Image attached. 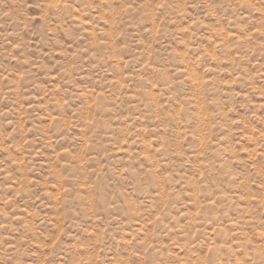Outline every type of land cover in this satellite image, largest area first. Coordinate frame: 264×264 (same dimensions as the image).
<instances>
[{"label": "rangeland", "instance_id": "1", "mask_svg": "<svg viewBox=\"0 0 264 264\" xmlns=\"http://www.w3.org/2000/svg\"><path fill=\"white\" fill-rule=\"evenodd\" d=\"M0 264H264V0H0Z\"/></svg>", "mask_w": 264, "mask_h": 264}]
</instances>
